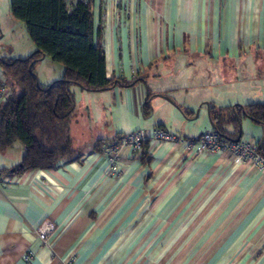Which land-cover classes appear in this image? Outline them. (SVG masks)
Returning a JSON list of instances; mask_svg holds the SVG:
<instances>
[{"label":"crops","instance_id":"obj_1","mask_svg":"<svg viewBox=\"0 0 264 264\" xmlns=\"http://www.w3.org/2000/svg\"><path fill=\"white\" fill-rule=\"evenodd\" d=\"M93 8L114 83L75 84L89 103L71 116V160L15 172L25 147L0 150V264H264V171L181 140L125 152L111 176L99 150L102 140L159 126L194 139L214 129L212 109L262 102L264 67L252 58L264 50V0H94ZM239 62L258 93L195 90L239 87ZM0 80L9 84L1 66ZM241 123V140L264 139L263 124ZM45 218L57 225L50 246L35 233Z\"/></svg>","mask_w":264,"mask_h":264},{"label":"trees","instance_id":"obj_2","mask_svg":"<svg viewBox=\"0 0 264 264\" xmlns=\"http://www.w3.org/2000/svg\"><path fill=\"white\" fill-rule=\"evenodd\" d=\"M93 6L94 0H11L13 16L24 22L36 45L26 59L0 57L2 74L10 86L0 102V150L16 142L26 150L15 172L52 169L71 160L70 123L76 106L72 85L101 90L114 83L107 77L102 31L101 26L95 28ZM43 54L64 65L62 78L48 85H41L34 71ZM150 110L147 104L145 113ZM244 116L264 125V101L211 110L214 129L229 140H240L239 120ZM227 125L233 126L232 133ZM257 147L264 156V139Z\"/></svg>","mask_w":264,"mask_h":264},{"label":"built area","instance_id":"obj_3","mask_svg":"<svg viewBox=\"0 0 264 264\" xmlns=\"http://www.w3.org/2000/svg\"><path fill=\"white\" fill-rule=\"evenodd\" d=\"M9 92V84L0 80V102L8 96ZM181 140L190 142L198 151L224 153L234 160L243 161L258 170L264 171V156L258 151V147L253 141L225 139L215 129L205 131L194 139L178 137L162 126L152 129H138L114 140H104L100 146V153L108 161L109 174L119 176L122 172V158L125 152L131 154L132 157H139L147 143L178 142ZM56 227L57 225L52 219L45 218L35 228V233L44 245L50 246L51 236ZM25 258L30 260L31 255L27 253Z\"/></svg>","mask_w":264,"mask_h":264},{"label":"rangeland","instance_id":"obj_4","mask_svg":"<svg viewBox=\"0 0 264 264\" xmlns=\"http://www.w3.org/2000/svg\"><path fill=\"white\" fill-rule=\"evenodd\" d=\"M15 19L16 18L13 16L11 10V0H0V55L5 58L12 57L13 59H26L32 54V52L29 54L27 52L29 48L34 45V42L29 36L26 27L24 28V26H22L21 28V26H17L14 22L17 21ZM25 54L28 55H26V57H22ZM252 59H255L253 61L258 65V70L262 71L264 67V50L258 51ZM240 64V62L232 64V68L234 69L236 66L239 77H241L238 83L239 87H227L228 83L225 84L223 81L218 82L215 80L216 83L214 82L209 87L200 83L201 86L195 90L200 92L211 91L212 93H218L219 97L223 96L224 98L225 96L232 95V93H256V87L258 84H255L253 79H245V74L242 70L243 67ZM34 71L41 85L51 84L55 80L62 78L64 65L61 62L54 61L48 56L35 62ZM16 88L19 90L18 86ZM72 90L75 92L74 95L76 94L75 102L77 107L89 103L87 94L82 96L80 94V90L75 87V84L72 85ZM261 95V98L264 101V92Z\"/></svg>","mask_w":264,"mask_h":264},{"label":"water","instance_id":"obj_5","mask_svg":"<svg viewBox=\"0 0 264 264\" xmlns=\"http://www.w3.org/2000/svg\"><path fill=\"white\" fill-rule=\"evenodd\" d=\"M46 56V54H43L42 56V59ZM34 63L31 64V66H33ZM149 94V90H147V95ZM211 123L213 124V121L211 120ZM214 125V124H213ZM239 125H240V132H239V137L238 139L241 138L242 136V131H243V128H242V123H241V120H239Z\"/></svg>","mask_w":264,"mask_h":264}]
</instances>
